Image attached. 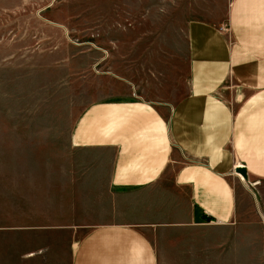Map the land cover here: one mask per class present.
<instances>
[{"label":"crops","instance_id":"0c3cea01","mask_svg":"<svg viewBox=\"0 0 264 264\" xmlns=\"http://www.w3.org/2000/svg\"><path fill=\"white\" fill-rule=\"evenodd\" d=\"M170 3L186 16L184 94L132 89L91 105L58 153L63 167H49L47 145L24 168L10 154L0 167V264L49 252H71V264H159L163 233L182 242L185 230H229L234 240L241 192L264 182V0Z\"/></svg>","mask_w":264,"mask_h":264},{"label":"rangeland","instance_id":"374dc122","mask_svg":"<svg viewBox=\"0 0 264 264\" xmlns=\"http://www.w3.org/2000/svg\"><path fill=\"white\" fill-rule=\"evenodd\" d=\"M185 22L182 3L170 0H0V167L11 154L24 168L34 148L46 145L49 167H63L58 153L96 103L125 99L132 89L161 99L183 95ZM121 72L136 79L121 81L114 75ZM240 197L234 240L229 230H185L182 242L163 233L159 264H264V182ZM214 238L223 242L218 250ZM71 259V252H49L20 264Z\"/></svg>","mask_w":264,"mask_h":264},{"label":"water","instance_id":"95a60500","mask_svg":"<svg viewBox=\"0 0 264 264\" xmlns=\"http://www.w3.org/2000/svg\"><path fill=\"white\" fill-rule=\"evenodd\" d=\"M238 174L243 176V178L247 179V171L245 169H238Z\"/></svg>","mask_w":264,"mask_h":264},{"label":"built area","instance_id":"2783aa9c","mask_svg":"<svg viewBox=\"0 0 264 264\" xmlns=\"http://www.w3.org/2000/svg\"><path fill=\"white\" fill-rule=\"evenodd\" d=\"M224 31L227 32L228 31V28L224 29Z\"/></svg>","mask_w":264,"mask_h":264},{"label":"bare ground","instance_id":"6f19581e","mask_svg":"<svg viewBox=\"0 0 264 264\" xmlns=\"http://www.w3.org/2000/svg\"><path fill=\"white\" fill-rule=\"evenodd\" d=\"M242 179H244L243 177H241Z\"/></svg>","mask_w":264,"mask_h":264}]
</instances>
